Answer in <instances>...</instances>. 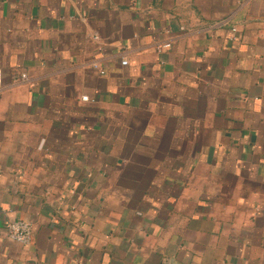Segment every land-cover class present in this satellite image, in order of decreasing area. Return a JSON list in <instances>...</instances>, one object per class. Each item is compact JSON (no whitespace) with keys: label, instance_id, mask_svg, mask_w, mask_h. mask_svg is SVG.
Wrapping results in <instances>:
<instances>
[{"label":"crops","instance_id":"0c3cea01","mask_svg":"<svg viewBox=\"0 0 264 264\" xmlns=\"http://www.w3.org/2000/svg\"><path fill=\"white\" fill-rule=\"evenodd\" d=\"M0 69V264H264V0H0Z\"/></svg>","mask_w":264,"mask_h":264},{"label":"built area","instance_id":"2783aa9c","mask_svg":"<svg viewBox=\"0 0 264 264\" xmlns=\"http://www.w3.org/2000/svg\"><path fill=\"white\" fill-rule=\"evenodd\" d=\"M94 39H98L97 36H94ZM170 43H166L159 49L170 47ZM123 65H128L127 60L122 61ZM15 82H25L27 81V74L21 73L19 76H14ZM3 87V71L0 69V91ZM83 100H88L87 97H83ZM6 231L8 238L16 243L22 245H29L32 242L34 227L31 221L23 220V219H12L7 222Z\"/></svg>","mask_w":264,"mask_h":264}]
</instances>
